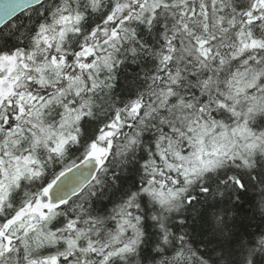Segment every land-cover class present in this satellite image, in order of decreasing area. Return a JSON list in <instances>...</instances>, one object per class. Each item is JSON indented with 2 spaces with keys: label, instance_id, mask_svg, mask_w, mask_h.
<instances>
[{
  "label": "snow or ice",
  "instance_id": "obj_1",
  "mask_svg": "<svg viewBox=\"0 0 264 264\" xmlns=\"http://www.w3.org/2000/svg\"><path fill=\"white\" fill-rule=\"evenodd\" d=\"M0 264H264V0H0Z\"/></svg>",
  "mask_w": 264,
  "mask_h": 264
}]
</instances>
